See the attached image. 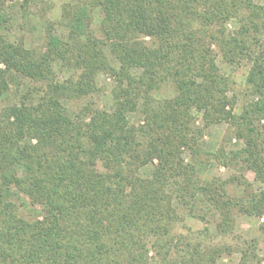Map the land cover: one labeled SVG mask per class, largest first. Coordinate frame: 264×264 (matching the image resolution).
I'll use <instances>...</instances> for the list:
<instances>
[{
	"label": "trees",
	"instance_id": "1",
	"mask_svg": "<svg viewBox=\"0 0 264 264\" xmlns=\"http://www.w3.org/2000/svg\"><path fill=\"white\" fill-rule=\"evenodd\" d=\"M8 1L0 0L3 29ZM58 24L66 35L51 24L42 49L0 33V264H148L152 253L164 264H216L232 248L213 237L233 233L238 214L264 219V4L73 0ZM219 56L249 67L250 97L239 111ZM57 63L75 73L58 79ZM99 73L116 81L111 108L87 103L71 115L64 100L97 92ZM24 79L27 91L4 103ZM164 86L174 95L159 97ZM137 110L143 121L135 124L129 113ZM223 122L243 145L203 150L206 128ZM186 149L236 173L203 178L204 162L187 161ZM173 182L191 218H218L216 233L179 230ZM21 196L39 216L24 214ZM257 246L244 241L246 263Z\"/></svg>",
	"mask_w": 264,
	"mask_h": 264
},
{
	"label": "rangeland",
	"instance_id": "2",
	"mask_svg": "<svg viewBox=\"0 0 264 264\" xmlns=\"http://www.w3.org/2000/svg\"><path fill=\"white\" fill-rule=\"evenodd\" d=\"M28 1V2H27ZM73 0H9L8 5L10 9V15L12 16L8 23L9 28H0V33L7 34L12 40L20 41L24 40L25 44L29 47H35L42 49L46 45L47 40V28L54 24L57 34L65 36L67 30L58 24L61 19L63 7L66 3ZM260 4H264V0H257ZM25 5L26 7H24ZM99 20H95L94 27L99 30ZM231 29L235 28V24L231 22L229 24ZM218 63L222 71L230 75L234 83V92L237 94V104L235 106L236 111L242 108V105L250 97L249 90L246 85V77L248 75L249 67L247 65H229L218 57ZM56 72L58 79L64 80L75 72L69 67L63 66L61 63L56 64ZM32 84L29 79H24V83L17 89L12 87L10 93L4 96V103L18 101L20 94L27 91L28 86ZM116 84L115 79L106 73H99L97 76L98 91L94 94L78 99L64 100L65 105L68 107L71 115L80 111L87 103H91L95 107L110 109L113 101V88ZM159 97H170L174 95V90L170 87H162L157 93ZM129 118L132 123L138 124L143 121V113L141 111H133L129 113ZM196 125H202L200 116L197 118ZM231 132L228 129L226 123H216L204 131L203 138L200 139V145L203 150H216L219 146L224 145L227 148H238L243 145V141L237 138L231 140ZM184 157L187 161L201 163V175L203 178H212L214 176L228 177L232 173H236L235 169L227 168L219 165L214 160H209L204 152L199 155L192 153L191 150L186 149ZM154 169V164L150 163L140 169L142 176H149ZM247 176L255 184L256 187L259 183L256 181V174L253 170L247 171ZM178 183L173 182L170 186L171 191L175 196V204L178 206L180 213L184 216V222L179 224V230H183V225H189L192 227L209 226L212 233H216V226L218 218L216 216H209L204 223L196 218H191L189 212L180 206L177 194ZM24 214L33 218L40 215V209L31 205L28 198L17 197ZM181 207V208H180ZM264 221L257 216H249L245 214H238L236 219L235 231L227 235H216L213 240L217 244L229 245L232 251L226 252L221 258L218 259L216 264H260L259 259H262L264 264V231L261 230L260 225ZM254 239L258 243L256 248V258L249 259V262L243 258V254L240 251L244 246V241ZM151 258L148 264H164L161 260L151 254Z\"/></svg>",
	"mask_w": 264,
	"mask_h": 264
}]
</instances>
